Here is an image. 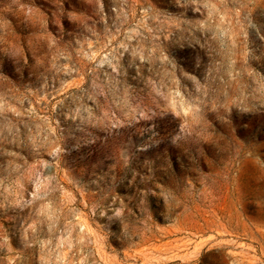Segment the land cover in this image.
Returning <instances> with one entry per match:
<instances>
[{"label":"rangeland","instance_id":"obj_1","mask_svg":"<svg viewBox=\"0 0 264 264\" xmlns=\"http://www.w3.org/2000/svg\"><path fill=\"white\" fill-rule=\"evenodd\" d=\"M0 264H264V0H0Z\"/></svg>","mask_w":264,"mask_h":264}]
</instances>
